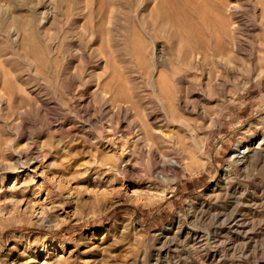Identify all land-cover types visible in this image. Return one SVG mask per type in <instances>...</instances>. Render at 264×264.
<instances>
[{
	"label": "rangeland",
	"instance_id": "374dc122",
	"mask_svg": "<svg viewBox=\"0 0 264 264\" xmlns=\"http://www.w3.org/2000/svg\"><path fill=\"white\" fill-rule=\"evenodd\" d=\"M261 140L264 0H0V264H264Z\"/></svg>",
	"mask_w": 264,
	"mask_h": 264
},
{
	"label": "bare ground",
	"instance_id": "6f19581e",
	"mask_svg": "<svg viewBox=\"0 0 264 264\" xmlns=\"http://www.w3.org/2000/svg\"><path fill=\"white\" fill-rule=\"evenodd\" d=\"M153 59V58H152ZM162 100V99H161ZM160 101V100H159ZM161 105V104H160ZM172 107V106H171ZM174 110V108H173ZM156 125V124H155ZM158 125V124H157ZM156 127V126H155ZM159 128V126H158ZM156 130V129H155ZM159 130V129H158ZM248 147V148H247ZM247 151H243V152H237L236 151L232 154V159H234L236 165L238 166V168L243 170H246L247 168V162L248 160L252 159L253 157L259 158V159H264V141L261 140L259 142V144L255 147H249L247 146ZM123 153V152H122ZM126 155H122V161L120 162V165H122V169L120 170V172H124L127 169V159H126ZM167 164V166L169 167H178L181 165V162L178 159H172L170 161L164 162V165ZM240 169V170H241ZM228 173L230 175L231 170H228L227 172V176L224 178L225 181L226 179H228ZM234 175V174H233ZM222 182L219 181L216 185V187L213 189L214 192H217V194L215 193V195L221 197L222 199H226V197L229 194L230 191V186H228L227 184H221ZM232 193V192H231ZM214 195V194H213ZM235 195V194H234ZM233 195V197H235ZM203 196V195H202ZM196 197L194 198V201L190 202V208L194 207V204L196 203L195 201H197L199 203L200 199L203 197ZM229 197V196H228ZM232 197V198H233ZM193 200V199H192ZM227 200V199H226ZM230 200V198H229ZM236 200V199H235ZM237 201V200H236ZM233 202V201H232ZM231 203V202H230ZM237 203V202H236ZM235 203V204H236ZM239 204V201H238ZM235 207H237L236 205L233 206V208L231 209V213L229 214L230 216H232V214L234 215L235 212L238 210ZM239 208V206H238ZM192 211V210H190ZM241 212V211H240ZM237 213V212H236ZM228 214V213H226ZM218 216V214H217ZM237 216V215H236ZM234 217V216H233ZM210 218V217H209ZM208 218V220L210 221V219ZM217 218V217H216ZM231 218V217H229ZM229 218L227 219V216L225 215L222 219V223L223 225L226 223H230L227 220H229ZM201 219V218H200ZM193 220V219H192ZM206 220V219H205ZM231 220V219H230ZM177 221L178 226L176 227L178 229V232L180 233V235L178 233H176L173 237L170 236V231L172 229V226L174 225V223ZM200 221V220H199ZM205 222V221H204ZM213 222V221H212ZM210 222V223H212ZM216 222H214L215 224ZM218 223V221H217ZM221 223V222H220ZM220 225V224H219ZM235 225V224H234ZM222 226V225H220ZM225 226V225H224ZM228 226V225H227ZM231 226V225H229ZM212 227V226H211ZM218 229H220V227H216L214 228V233H217ZM243 229V228H242ZM239 230V229H238ZM173 231V230H172ZM208 231V230H207ZM198 231V230H193L189 227H187L186 222H185V217L182 214H177L174 218V220L167 226H165L162 230L159 231L160 236L163 237V243L164 245L166 244H173L175 246H177V242L180 240L181 237H183L182 242L184 243L185 246H187V248H189L190 252L195 254H199L202 255V257L204 258H208L211 259V256L208 254V249L211 245H213V242L211 241L212 239L216 238L215 235H213L214 233H212L211 231ZM240 231V230H239ZM238 231V232H239ZM221 232V231H220ZM245 234V232H244ZM184 235V236H181ZM242 235V234H240ZM246 237V236H245ZM219 239V238H218ZM220 240V239H219ZM216 243H218L217 241H215ZM219 244H221V248L219 252H215L216 254L214 256H218L220 258V262L219 264H226L227 261L225 259L224 256V249H223V245H227L229 247L230 250H235L238 248L239 245H237L234 241H232L229 237H227L226 239H222V241L219 242ZM187 253L188 257L190 255V258L193 256L191 255V253ZM210 253V252H209ZM216 260V259H215Z\"/></svg>",
	"mask_w": 264,
	"mask_h": 264
}]
</instances>
